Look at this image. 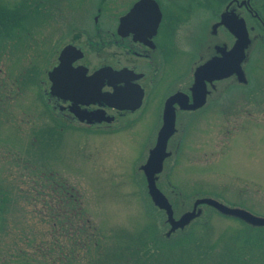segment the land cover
<instances>
[{"label": "rangeland", "instance_id": "1", "mask_svg": "<svg viewBox=\"0 0 264 264\" xmlns=\"http://www.w3.org/2000/svg\"><path fill=\"white\" fill-rule=\"evenodd\" d=\"M10 1L5 0L8 11L14 6ZM66 3L45 5L52 12L46 19L48 27L41 20L32 21L29 10L21 6L20 20L0 30L5 73L14 76L8 83L5 77L0 89L5 97L0 103V264H45L39 259L43 256L40 248L50 252L46 258L56 264H89L93 259L100 264H264V226H252L206 206L195 222L173 223L180 232L166 235L171 231L162 224L163 213L149 207V188L139 172L154 149L160 101L156 92L128 128V118L98 130L71 124L62 133L53 128L39 93L43 85L39 88L29 67L35 63L36 47L44 59L52 45L55 65L61 49L74 40L69 29L76 20L68 17L64 21L56 12L59 8L61 13L85 12L87 3ZM24 30L35 32L33 40L26 37V44L32 46L26 51L16 40L18 36L22 39ZM192 31L190 27L186 34L182 32V43H194ZM45 33L52 43L47 49L43 39L42 46L38 44ZM95 59L87 53L82 62L93 69ZM12 67L16 70L11 73ZM247 69L253 87H228L217 102L197 112L181 145L168 147L176 157L166 161L155 186L172 204L176 218L194 200L209 197L264 219V51L255 49ZM242 93V106L226 112L238 109L237 114L220 116L228 104L227 95L238 98ZM203 98L201 94L197 106ZM227 130L231 132L226 141ZM54 182L70 191L76 206L73 213L91 227L93 239L87 245L71 242L66 221L69 211L63 215L60 210L62 193L56 192ZM178 193L182 196H175ZM51 197L56 201L53 210L48 208ZM176 197L186 200L182 203ZM160 225L166 238L160 235Z\"/></svg>", "mask_w": 264, "mask_h": 264}, {"label": "flooded vegetation", "instance_id": "2", "mask_svg": "<svg viewBox=\"0 0 264 264\" xmlns=\"http://www.w3.org/2000/svg\"><path fill=\"white\" fill-rule=\"evenodd\" d=\"M53 1L58 4H67L66 0H11L10 2H13L14 6L11 11H8L5 7V0H0V30H3L5 25L18 21L21 6L27 8V11L29 10L28 14L32 21L41 20L43 23L46 22L48 27L49 20L46 19H49V15L52 17V12L48 11L45 5H50ZM81 1L87 3L85 7L88 10L86 9L85 12L65 11L66 13H61L59 11L62 8L56 12L58 18H61V15L64 16V21L68 17L76 20L72 28L69 29V33L75 38L63 47L72 46L82 53L81 60L74 62L72 69L79 66L85 67L87 77L106 68H109L111 73L120 71H124V73L122 76L115 74L111 75L109 79H105L99 91L102 94H108L106 101L113 104L114 107L106 105L107 102H95L98 101L97 98L92 97L95 91L90 90L85 94L86 88L82 92L83 96L79 89L74 88V91L70 93L65 86L61 95L57 96L51 91L52 83L49 79V73L58 65V61L52 65V45L49 53L46 50L44 59H42L41 53L38 54L40 51H37L36 47L32 55L35 63L30 65V73L33 75L32 79H37L35 82L38 83L39 88L43 85V91L41 90L39 93L46 115L53 128L60 133L66 130L70 124L82 129L96 127L98 130L103 127L111 128L127 118L129 121L127 120L125 128H128L134 120L140 118L152 95L156 92L158 96L160 95L157 109L159 123L152 141L153 146L156 145L159 131L163 125L164 114L169 110L175 116V132L169 139L167 148L172 146L175 149L181 145L185 132L191 126L197 112L203 111L217 102L228 92V87L236 89L253 87L247 62L250 61L255 49L264 51V0ZM140 2L142 3L138 7ZM125 16L128 18L124 28L119 31L120 19ZM35 23H32L33 29ZM190 27L194 33L191 34L194 36V43H182L184 41L182 36L187 33V28L190 29ZM33 32L24 30L22 39L20 36L16 38L18 45L20 46L21 43L24 50L32 47L26 44V37L33 40ZM80 37H83L82 42H79ZM42 39V44L46 42L47 49L51 43L50 34L45 33L38 40L40 47ZM14 43L17 44V41ZM3 48L4 44H0V89L4 84L5 77L6 83L14 77L12 74L9 76L5 73L3 63L5 50ZM87 53H93L96 57L95 61L97 62L93 69H89L85 62H82ZM15 68L12 67L10 72L15 71ZM201 68L204 71L200 73ZM26 70H28L27 67L23 72L25 73ZM240 75L242 80H240ZM43 78L45 80L42 81ZM121 93L124 95L123 97ZM201 94H204L203 103L201 102L202 104L197 106L202 100ZM244 94L242 93L238 98L228 94V104L221 109L220 116L236 115L238 109L228 115L226 112L228 108L242 106L240 102L245 99ZM140 95L141 106L133 111L131 108ZM70 96H73L74 100L70 99ZM4 98L0 92V103ZM232 98L233 100H230ZM86 102L90 104L87 105ZM120 105H127L129 108L119 110L116 106ZM73 111L91 115L96 119L97 117L112 118V121L94 124H89L86 121L80 122L72 113ZM230 132V130L226 131L223 140L227 141ZM168 152L173 153L169 150ZM139 172L143 178L145 172L141 169ZM47 181L51 182V179H47ZM54 185L56 192L62 193L59 206L65 215L67 213L68 189L55 182ZM60 194L57 193L56 198ZM62 197H64L63 200ZM50 199L48 200L50 209L53 210L52 204L53 201H56L53 197Z\"/></svg>", "mask_w": 264, "mask_h": 264}, {"label": "water", "instance_id": "3", "mask_svg": "<svg viewBox=\"0 0 264 264\" xmlns=\"http://www.w3.org/2000/svg\"><path fill=\"white\" fill-rule=\"evenodd\" d=\"M141 3L142 2L138 4V7L141 5ZM127 18L128 16H125L120 19L119 31L124 28V24ZM81 58H82L81 51L77 50L75 47L66 46L61 50L58 57L57 67H55L49 73V79L50 82L52 83V87H51L52 93L57 96H60L63 88L67 86L70 93L74 91V88H76L79 89V92L82 94L83 90H85L86 88V90L84 91L85 94L90 90L95 91L94 96H92L97 98L98 101L95 102H99V101L107 102L106 105H108L109 107H114L113 104L108 103V101H106L108 94L107 93L102 94L99 91L101 90L105 79H109L111 75H115V74H117L118 76H122L124 71L111 73L112 71L110 72V69L106 68V69L98 70L97 72L87 77L86 76L87 69L85 67L79 66L78 68L72 69V64L76 61L81 60ZM118 82H123V81H118ZM82 95L84 96V94ZM121 96L123 97L124 95L121 93ZM73 98H74L73 96H70V99L74 100ZM141 100L142 98L140 95L137 98L136 103H134L131 108L133 111L140 108ZM86 103L87 105L90 104L88 102ZM116 108L119 110H127L129 107L127 105L126 106L120 105V106H116ZM72 113L79 119L80 122L86 121L89 124L100 123L102 121L110 123L112 121V118L102 119L97 117L96 119L95 117H91V115L89 116L76 111H73ZM174 119L175 116L173 112L169 110L168 112H165L163 118V125L159 131L156 145L154 149L150 152L146 164L143 166V170L147 177L149 194L155 205L166 211L168 215V220L169 222H171V225H173V223H177V225L178 224L180 225V222L182 220H187L186 222H190L200 213V211L196 213L195 210L196 207L198 205H206L212 207L221 214H224L229 217H235L252 226L253 225L264 226L263 218L255 217L254 215L243 209L226 206L221 202L208 197L197 199L194 203L193 211L184 214L177 222L173 220L172 212L170 206L167 203V200L158 192L155 186V180H156L155 175L161 172L163 167V161L165 160V158L168 157V153H166V143L174 132Z\"/></svg>", "mask_w": 264, "mask_h": 264}, {"label": "trees", "instance_id": "4", "mask_svg": "<svg viewBox=\"0 0 264 264\" xmlns=\"http://www.w3.org/2000/svg\"><path fill=\"white\" fill-rule=\"evenodd\" d=\"M68 196H69V198H68V203H67V210L69 211V213H68V217L66 219V221H68V233L67 234L69 235L70 240H71L72 243H74V244L81 243L82 244L81 246L87 245V243L91 239H93V234H91L92 238L89 235L91 227L89 225H87V223H81L80 222V217L77 214L73 213V211H76V208H75L76 206L73 205L74 202L72 201V198H71L72 194L70 193L69 190H68ZM175 196H182V195L181 194L179 195V193H178V195H175ZM176 198L180 199L179 197H176ZM148 199H149V202H148L149 207L151 205L150 208H153V210L156 211L157 213H161L152 204V202H151L149 197H148ZM178 199H176L175 201L177 202ZM180 200L183 203L186 199H185V197H183V199H180ZM48 208H50L49 205H48ZM48 208L46 207V210ZM51 214H53V213L51 212ZM163 218H164V220L162 221V224H165V226L168 227L164 214H163ZM161 229H162V225H160V227H159V230H160L159 232H160V235H162V237L165 238V233H164L165 229L163 230V232L161 231ZM178 232H180V231H178ZM83 237H85V238L83 239ZM59 250L61 251L60 253H62L63 247L60 246ZM38 252L41 255H43V256H39V259L44 260V261H41V262H43L45 264H56V263H53L51 261H50V263L48 262L49 260H47L46 257L48 256L47 254H49L50 252H48L45 248L44 249H42V248L38 249ZM57 264H60V262L57 263ZM89 264H100V260L99 259H93V261H89Z\"/></svg>", "mask_w": 264, "mask_h": 264}]
</instances>
